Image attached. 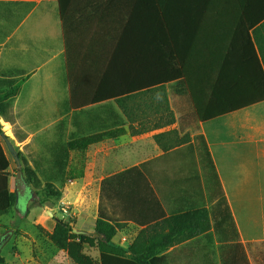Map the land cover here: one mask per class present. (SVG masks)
<instances>
[{
  "label": "crops",
  "instance_id": "obj_1",
  "mask_svg": "<svg viewBox=\"0 0 264 264\" xmlns=\"http://www.w3.org/2000/svg\"><path fill=\"white\" fill-rule=\"evenodd\" d=\"M195 15L196 28L191 33L189 18ZM245 29H249L253 50L264 68V0H207L206 4L201 0V12L173 11L166 13L164 19L152 0H0V76L17 79L9 120L0 118L2 133L10 143L12 137L23 146L39 136L42 144L39 158H45V148L59 137L58 121L73 114L68 97L70 83L78 81L76 74L82 69L92 71L96 66L102 67L111 53L117 50L124 54V47L130 43L141 51L138 53L142 69L150 62L145 63L142 54L157 53L158 38H162L175 48L185 67L196 68L199 83L201 55L209 53H213V66L227 70L234 81L240 83V73H245L242 84L256 80L255 59L246 42ZM190 35L195 39L192 47L186 49ZM145 73L141 71L138 81H152ZM110 106L112 109L105 105L85 108L88 115L80 114L77 119L80 133L87 128L98 135L123 131L88 146L116 145L125 151L115 162L133 163L110 173L102 181L128 169L134 170L113 179L106 188L107 184H102L100 192L71 191L70 186H66L53 208L31 207L27 217L51 229L45 243L52 244L54 227L63 221V205L75 217L72 232L94 235L93 226L102 198L106 201L104 210L109 212L106 215L116 218V197L122 184L141 176L148 180L162 208L152 207L153 214L163 210L168 217L201 208V178L207 189L201 143L208 151L239 241H264V235L245 238L239 230L241 227L264 229V102L199 122L183 85L173 81L136 93L124 99L121 106L113 102ZM112 111L117 117H112L111 121L120 123L111 128ZM47 117H54L53 124H47ZM20 118L21 124L18 123ZM15 125L20 131L14 129ZM75 130V126L66 124L64 138ZM1 146L3 148L2 143ZM73 152H70V160ZM5 156L8 159L6 153ZM9 171L12 172L10 162ZM15 177L16 172L9 178L10 191H15ZM13 208L21 212L15 206L9 212ZM55 209L62 215L56 216ZM9 212L0 215V219ZM0 229H3L2 224ZM140 229L128 222L115 233L111 242L127 249ZM175 247L164 254L168 255ZM84 250L99 264L96 247ZM58 254L70 260L65 251L56 249L54 255L45 258L44 264H56Z\"/></svg>",
  "mask_w": 264,
  "mask_h": 264
},
{
  "label": "trees",
  "instance_id": "obj_2",
  "mask_svg": "<svg viewBox=\"0 0 264 264\" xmlns=\"http://www.w3.org/2000/svg\"><path fill=\"white\" fill-rule=\"evenodd\" d=\"M152 1L162 19L166 13L173 11L191 14L201 12V0ZM206 2L207 0H204V4ZM29 7H31L30 4L27 5L28 9ZM196 19V15L191 20L189 18L188 28L191 33L195 31ZM251 26L250 24L248 28ZM245 30V39L252 51L256 66L254 73L256 80L245 84H242L245 73H240L241 81L238 83L230 77L227 70L216 69L212 62L213 53L201 55L203 60L201 61V83H199L196 68L185 67L183 61L179 59L178 53L174 51L175 48L162 41V38H158V48L155 49L157 53L142 54L144 62L150 60L148 67L145 65L144 69L139 66L140 54L138 52L141 51L135 45L133 46V43L124 47V54L117 50L111 53L102 67L96 66L92 71L82 69L76 74L78 81L69 85L68 106L74 108L73 114L58 121L59 137L45 148L46 157L39 158L30 164L20 152H17L25 182L36 191H41L44 194L43 198L29 201L30 196L19 198L16 191L9 190L8 181L9 178L14 177L16 169H13L12 172L9 171V161L0 143V215L7 214L13 206L24 212V215L31 207H53L60 199V188L64 181L73 180L67 175L70 152H85L88 146L99 142L103 137L113 138L123 132L119 129L98 135L90 133V129L87 128L88 130L81 129L80 133V123L77 119L80 114L88 115L85 108L105 105L112 109L110 106L112 102L121 106L124 99L132 97L136 93L173 81L183 85L199 122H207L264 102V68L253 50L248 35L249 29ZM194 39V35H190L186 49L192 47ZM141 71H145V75L152 77V81H138ZM151 72L153 74H150ZM233 76L237 79L236 74ZM80 79L86 82H81ZM16 88V78L0 76V118L6 121L9 120L8 113L12 107L11 96ZM112 117H117L113 111L109 119L110 127L119 126L120 122L111 121ZM68 123L75 126L76 130L73 133H68L64 138L63 127ZM104 127H106V120H104ZM0 134H2L1 124ZM79 136L83 137L79 138ZM201 152L209 206L175 213L168 217H165L163 210L159 214H153L151 208H160L161 205L148 180L141 176L124 182L116 197L118 216L116 218L108 216L99 210L94 222L93 245L89 246L96 247L98 250L99 264H166L167 254L164 252L169 248L196 236L207 235L210 229L219 237L221 236L222 241L235 242L241 248L242 256L246 260L244 247L238 243V234L222 196L213 164L202 143ZM133 170L134 168L128 169L115 178L129 175ZM115 178L107 179L103 181V184H106L108 180L110 183ZM128 222L141 227V229L127 249H123L113 245L111 240L115 233ZM71 231L69 222L56 223L51 242L57 249L68 251V256L78 263L80 259H75L70 253L72 250L69 238ZM2 247L3 243L0 239V253ZM88 263L94 264V261L89 258L87 259ZM0 264H3L1 255Z\"/></svg>",
  "mask_w": 264,
  "mask_h": 264
},
{
  "label": "rangeland",
  "instance_id": "obj_3",
  "mask_svg": "<svg viewBox=\"0 0 264 264\" xmlns=\"http://www.w3.org/2000/svg\"><path fill=\"white\" fill-rule=\"evenodd\" d=\"M121 103L123 105L124 101ZM46 121L47 124L51 125L53 124L54 117H47ZM22 122L23 120L20 118L18 123L21 124ZM15 128L20 131L18 125H15ZM10 140L12 141L13 150L20 152L23 157L28 158V161H37L39 159L42 147L39 136H35L33 141L26 146H23V143H16L12 137H10ZM0 142L9 159L10 170L17 169L18 166L15 163L14 157L2 137H0ZM124 151L125 149H118L116 145L109 144L88 148L82 153L73 152L67 170L68 177H72L73 180L64 181L60 188L61 191L66 186H70L71 191L84 189V193H88V191H94L95 193L102 191V180L104 178L112 172L127 168L133 164H117L115 162L116 157L124 153ZM19 166L21 167L20 164ZM24 183V197L30 194L29 201L44 197L41 191L33 189L25 180ZM107 183H109V180ZM111 183L110 181L109 184ZM56 186L59 185L56 184ZM108 186L107 184L105 188ZM37 193L38 195L36 196ZM207 202V189L205 184H202L201 178V207H208ZM105 206L106 201L102 198L99 210L108 214L109 212L104 210ZM63 207L65 208V212H62L64 215L63 221L69 222V226L73 228L75 217L66 205H63ZM29 210L30 208L27 213ZM54 211L56 216L62 215L57 209ZM46 214L50 217L48 212ZM46 214H43V216H46ZM79 221L80 218L78 217ZM0 224L3 226V229H0V239L3 243L0 255L3 258V264H44L45 258L55 254L57 248L52 244L45 243V237L51 234V229L33 222L27 217V214L24 215L13 208L7 217L0 219ZM239 230L245 238H260L264 235V229L241 227ZM69 238L72 247L70 253H72L75 259H80V261L75 263L71 257L68 256L70 260H67L65 255L60 257V254H58L56 264H87V259L91 256L84 252V249L91 247L89 246L91 244L93 245L92 239L94 236L87 232L75 233L71 231ZM220 238L222 237H219L210 229L207 235L202 234L201 236L199 235L182 242L167 255L166 264H264V241L242 243L238 239L240 246L244 247V252L246 253L245 260L242 256L241 248L235 242H224ZM66 253L68 255V251ZM94 264H98V262L94 260Z\"/></svg>",
  "mask_w": 264,
  "mask_h": 264
},
{
  "label": "water",
  "instance_id": "obj_4",
  "mask_svg": "<svg viewBox=\"0 0 264 264\" xmlns=\"http://www.w3.org/2000/svg\"><path fill=\"white\" fill-rule=\"evenodd\" d=\"M0 137H2L3 140L5 141L9 151L12 153V155L14 157L16 165L18 166L17 170H16V177H15V184H16L15 191H16L17 196L19 198H23L24 197V190H25V183L23 181L22 170H21V167L19 166L20 163H19V160H18V157H17V153L13 150V146L11 145V143L7 139V137L4 136L3 133L0 134ZM47 212L50 214L49 211H47Z\"/></svg>",
  "mask_w": 264,
  "mask_h": 264
},
{
  "label": "built area",
  "instance_id": "obj_5",
  "mask_svg": "<svg viewBox=\"0 0 264 264\" xmlns=\"http://www.w3.org/2000/svg\"><path fill=\"white\" fill-rule=\"evenodd\" d=\"M62 211L65 212V208L64 207L62 208Z\"/></svg>",
  "mask_w": 264,
  "mask_h": 264
},
{
  "label": "flooded vegetation",
  "instance_id": "obj_6",
  "mask_svg": "<svg viewBox=\"0 0 264 264\" xmlns=\"http://www.w3.org/2000/svg\"><path fill=\"white\" fill-rule=\"evenodd\" d=\"M30 196L29 194L27 195V197ZM26 197V196H25Z\"/></svg>",
  "mask_w": 264,
  "mask_h": 264
}]
</instances>
